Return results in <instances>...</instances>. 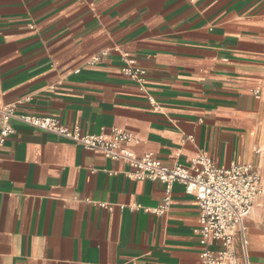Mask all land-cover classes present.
Listing matches in <instances>:
<instances>
[{
  "label": "crops",
  "instance_id": "1",
  "mask_svg": "<svg viewBox=\"0 0 264 264\" xmlns=\"http://www.w3.org/2000/svg\"><path fill=\"white\" fill-rule=\"evenodd\" d=\"M123 53L144 82L121 72ZM8 105L82 133L123 129L136 155L169 165L200 153L218 166L251 163L263 193L234 264H264V0H0V110ZM10 124L0 264H199L198 206L181 183L164 213L145 211L161 205L163 182Z\"/></svg>",
  "mask_w": 264,
  "mask_h": 264
},
{
  "label": "built area",
  "instance_id": "2",
  "mask_svg": "<svg viewBox=\"0 0 264 264\" xmlns=\"http://www.w3.org/2000/svg\"><path fill=\"white\" fill-rule=\"evenodd\" d=\"M122 56L124 64L121 72L139 83L144 82L146 69L128 53ZM12 117L71 140L85 149L99 151L105 157L125 161L130 167L127 172L129 177L159 180L165 184L161 205L151 208L135 204L130 206L133 210L142 207L145 211L164 213L170 202L172 183H181L185 192L195 198L198 206V219L193 233L201 247L199 264H234L237 261L236 239L246 257L245 217L250 213L256 198L263 193L260 174L251 163L218 166L210 156L200 153L189 159L187 164L176 161L169 165L151 152L136 155L127 146L133 138L123 129L112 127L108 134L82 133L79 129L61 123L56 117L17 115L10 105L0 110V144L14 131L10 124ZM245 262L247 264V260Z\"/></svg>",
  "mask_w": 264,
  "mask_h": 264
}]
</instances>
